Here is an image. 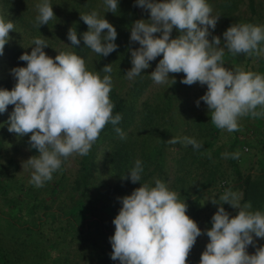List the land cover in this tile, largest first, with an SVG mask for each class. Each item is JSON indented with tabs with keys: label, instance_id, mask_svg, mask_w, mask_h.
I'll use <instances>...</instances> for the list:
<instances>
[{
	"label": "clouds",
	"instance_id": "9594fccd",
	"mask_svg": "<svg viewBox=\"0 0 264 264\" xmlns=\"http://www.w3.org/2000/svg\"><path fill=\"white\" fill-rule=\"evenodd\" d=\"M103 3L104 14H114L119 7V0ZM135 6L149 11L150 19L131 25L130 43L138 42L139 48L128 49L132 67L125 74L127 79L140 76L151 61L162 56L151 79L158 85H173L176 79L169 74L184 73L181 83L207 85L196 105L204 101L218 129L238 131L241 117H264V75L240 67L229 69L223 59L225 49L233 56L264 55V25L233 24L223 33L222 46L219 36L209 40V29H215L220 16L212 14L208 0H135ZM35 7L36 27L56 19L50 0H41ZM9 16L8 9L0 8V55L11 39L9 33L16 31ZM81 19L88 27L82 34L87 48L103 57L117 50V30L104 15L94 9ZM174 28L179 32L176 38L171 37ZM67 38L72 47L81 42L73 27ZM31 44L30 54L24 52L19 57L26 67L10 70L16 80L14 87L0 89V113L13 105L8 131L20 136L31 134L29 144L38 155L24 161L22 168L32 170L29 182L39 188L53 179L64 160L74 154L88 155L105 126L118 125L122 115L112 114L111 64L99 71L89 70L85 59L73 51L57 52L53 58L44 51L49 47L45 39L36 37ZM114 130L120 139L126 138L121 128ZM181 142L179 138L167 141L172 145ZM183 143L194 150L203 147V142L188 137ZM232 158L238 159L239 153ZM143 171L142 161L137 159L123 178L140 182ZM180 196L155 179L154 186L145 182L130 195L118 198L122 207L113 220L114 235L109 238L111 259L119 264H187L197 238L206 234L209 242L199 264H264V246L256 247L255 240L264 239V212L253 210L251 202L241 205L242 195L228 189L219 196V203L210 199L219 207L211 228L202 231L186 214L188 205ZM224 204L238 209V213L230 216ZM250 245L256 247L254 254L247 251Z\"/></svg>",
	"mask_w": 264,
	"mask_h": 264
},
{
	"label": "trees",
	"instance_id": "16d2710c",
	"mask_svg": "<svg viewBox=\"0 0 264 264\" xmlns=\"http://www.w3.org/2000/svg\"><path fill=\"white\" fill-rule=\"evenodd\" d=\"M95 1L50 0L56 19L40 28L34 24L37 9L33 8L35 12L30 9L27 0H0V5L9 10L16 23L31 29L38 37L49 33L50 26L62 27V30L65 26L73 27L81 42L73 46L72 51L86 61L90 49L84 45L82 34L88 27L81 15L96 9ZM246 1L250 14H255V0ZM236 3L237 0H222L218 8L223 14L232 13ZM137 7L135 0H119L116 13L109 12L118 33L115 41L118 48L107 57L97 54V59H93L112 65V114L122 115L120 123L105 126L89 154L80 157L79 166L72 176L62 163L61 168L53 173V179L45 182L43 187H35L30 180L0 162V221L5 224L0 227V264H91L88 260L93 264H119L118 260L111 259L113 249L109 239L115 232L113 220L122 207L118 198L130 195L145 182L154 186L155 179L167 182L170 177L168 186L180 193L182 200L185 199L188 205L186 214L198 226H202L201 218L206 220L204 231L211 228L214 215H203L205 188L215 191L214 199L218 203L219 196L226 190H238L242 195L241 205L251 202L253 210L264 211V123L258 131L242 136L239 131H234L225 150L226 157L217 152L218 128L211 122V112L206 117L204 114L193 117L194 126H191L186 113L184 116L181 114L168 94L154 92L152 99L140 100L153 81L147 69L130 80V86L121 91L125 86L119 85L123 83H117L116 78H123L127 71L124 66L131 61L124 37L130 25L139 20ZM247 22L253 23V19L250 17ZM4 52L6 71L0 79V89L11 90L16 80L10 70L26 67V62L19 59L26 51L21 45L7 43ZM89 62H92L90 58ZM183 78L184 73H181L174 86L181 88ZM256 124H261L260 118ZM115 127L122 129L125 139H120ZM183 134L187 137L192 134V139L203 142V147L194 150L182 139L176 145L177 153L170 165L167 154L171 144L167 141ZM0 135L5 136L6 133L0 131ZM243 138L249 139L252 146L254 142L258 151L251 156L239 155L234 159L232 154L238 153V146L245 143ZM22 140L29 144L30 136ZM30 150L35 154L38 152L34 148ZM137 159L142 161L144 171L141 181L132 183L123 177L134 167ZM245 159L250 163L256 162L255 173L252 167L242 168ZM103 173L106 177H102ZM223 206L230 216L238 213V209L228 204ZM215 207L217 211L219 205Z\"/></svg>",
	"mask_w": 264,
	"mask_h": 264
},
{
	"label": "rangeland",
	"instance_id": "374dc122",
	"mask_svg": "<svg viewBox=\"0 0 264 264\" xmlns=\"http://www.w3.org/2000/svg\"><path fill=\"white\" fill-rule=\"evenodd\" d=\"M222 2V0H208V3L212 6L213 8V15H219V20L217 22V25L215 29H209L211 32V36H209V40H211L212 36H219L221 38L222 46L224 42V37L223 33L228 29V27L232 26L233 24H239V23H248L247 19L252 18L253 19V24L256 25H264V0H255L256 3V12L255 14H250V11L247 7V1L246 0H237L236 7L233 9L232 13H227L223 14L222 10L218 8V5ZM27 3H29L30 9L36 8V4H38V0H27ZM0 8L1 5H0ZM95 10L99 11L101 16L104 15L105 19H107L110 23L113 22L111 19L110 13L105 12V6L103 3V0H96L95 1ZM35 12V10L33 9ZM137 12H138V19H144V20H149L150 19V12L142 9L140 7H137ZM10 19L14 21L12 16H9ZM112 20V22H111ZM15 24V30L16 31H11L9 33L10 40L8 44L14 43L21 45L26 52L30 54L31 52V41L38 37L31 31L29 28H25L20 26L18 23L14 21ZM64 21H63V26H64ZM133 24V23H132ZM131 24V25H132ZM131 25L129 30L127 31V36L124 37V44L125 46H128L135 49L139 48V44L137 43H130V30H131ZM114 26V24H113ZM69 31V28L66 26L64 27V30L61 28H54L53 26L48 27V32L46 35L39 37L42 39H45L49 45V47H46L44 51L51 57H55L59 52L61 51H72V45L71 42L67 38V33ZM159 35V34H156ZM179 35V32L174 28L171 37L176 38ZM7 44V43H6ZM6 46V45H5ZM261 47H264V42H262ZM58 52V53H57ZM97 54L93 52L92 50L89 51V56L88 59L86 60V65L90 67V69L94 70H101L105 65H107L109 62H95L93 59L96 58ZM89 58L91 59L92 62H89ZM162 59V56L157 57L153 62H150V67L147 69L149 71L148 73L151 74L152 71L155 70L157 64L159 63V60ZM224 66L229 68V69H234L236 67H240L245 71H253L256 73H259L261 75H264V55L261 56H251L249 57L247 54H239L236 56H233L231 53L228 52L227 49H225V55H224ZM112 66V65H111ZM132 67L131 61L124 66L125 70H129ZM6 71V60H5V52H3V55H0V79L4 76V73ZM126 71V72H127ZM102 74V73H101ZM126 74V73H125ZM125 74L123 75V81H120L121 78H116L117 83H123L119 84L121 86H125L121 91H125L130 85H129V79L126 78ZM181 73L179 74H172L170 73L169 76L175 77L176 82H178V78ZM129 85V86H128ZM207 91V85L201 86L198 82L193 84V85H185L182 83V87L178 88L175 87L174 84L170 85V82L168 84L164 85H158L154 81H152L150 88L147 90L146 94L142 95L140 100L143 101L145 98L152 99L154 97V92L155 94L159 93V95H169L173 99V103H175V107L178 110H181V114L184 116V113H186L188 117V121L190 122L189 124L191 126H194L192 123V118L197 116L198 114H204V117L208 115L209 109L207 105L204 103V101L200 100L199 107L196 105V101L200 99ZM157 100V99H156ZM173 108V106H172ZM14 109L13 105H9L7 108V111L0 113V131H3L6 133L5 136L0 135V162H2L5 165L9 166V169L15 171L18 175H21L25 178H27V181L30 180L31 177V172L32 170L29 168H22V163L26 160H28L30 157L34 155H38V152L36 154L31 151L30 145L26 144L23 142V138L26 136H31V134L23 135L20 136L14 132H9L8 131V121H9V116L12 113ZM260 109L258 108L257 111ZM169 113V112H168ZM257 119L259 118H253L251 116H245L241 117L239 119V132L242 135H245L247 132L252 133L254 130L255 132L258 131L261 126L264 123V117H260L261 119V124L257 125ZM192 123V124H191ZM189 129V128H188ZM189 131H187L188 134ZM254 132V133H255ZM234 132H228L227 130H221L218 129V135H217V140H216V147L219 148L217 151L218 153L221 152L220 154H225L226 147L228 146V143L230 140H232ZM191 136H188V138H192ZM187 137L186 135L183 134L182 137L175 136V138H180V140L184 139ZM245 143H242L241 145L238 146V153L241 156L247 157L251 156L254 152H257L258 149L255 148L254 142L253 145H250L249 139H244ZM176 145H172L169 148V154H167V162L171 165L174 155L177 153L176 152ZM80 155L74 154L73 156L69 157L67 160L63 161V164L69 174L71 176L74 174L76 169L79 166V159ZM255 160L257 157H254ZM11 161V162H10ZM173 167V166H172ZM252 167L253 170L252 172H256L258 165L256 162L250 163L248 159L243 160L242 162V168L247 169ZM101 168V167H100ZM102 177H106V174L103 173ZM170 177L168 178V181L165 182L167 185L170 183ZM203 196H202V202L205 205V208L203 209V215L207 213H216V207L215 205L210 201V199H214L215 191L210 190L208 188L203 189ZM234 192L239 193L240 191L234 190ZM207 203V204H206ZM211 211V212H210ZM264 212V211H263ZM202 221V226H198L202 231L203 229L206 228V220L201 218ZM4 221H0V227L4 226ZM207 235H202L197 238L196 243L194 247L192 248L188 258H187V264H199L201 254L204 251L206 244H207ZM256 240V247L259 246H264V239L261 238H255ZM256 247L249 246L247 248V251L249 254H254L256 251ZM91 264V260H88ZM78 264L83 263V262H77Z\"/></svg>",
	"mask_w": 264,
	"mask_h": 264
}]
</instances>
